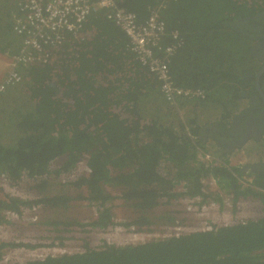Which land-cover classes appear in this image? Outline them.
I'll return each mask as SVG.
<instances>
[{
    "label": "trees",
    "instance_id": "16d2710c",
    "mask_svg": "<svg viewBox=\"0 0 264 264\" xmlns=\"http://www.w3.org/2000/svg\"><path fill=\"white\" fill-rule=\"evenodd\" d=\"M117 1L141 23L153 9L161 8L167 34L176 30L183 42L172 58L174 80L181 87L204 90L206 101H185L188 105L180 112L169 108L157 79L141 67L123 32L103 12L93 11L79 31L63 32L59 45L36 52L39 58L28 71L25 88L0 95V179L7 178L9 186L26 183L39 196L26 203L0 197L1 225L14 224L3 211L23 219L27 207L40 205L52 227L47 231L53 234L46 238L64 245L75 228L113 226L108 205L118 198L130 217L126 226L166 224L176 216L154 215V209L162 198L178 196L176 183L185 182L191 196L216 198L204 191L202 178L216 180L235 201H259L264 212V170L232 166L230 160L243 145L226 150L212 136L229 132L230 121L244 111L239 106L248 104L241 92L256 59L250 40L232 23L254 17L264 8V0ZM10 3L14 10L0 47L10 40L11 29L24 12L15 0ZM6 11L0 9V18ZM4 27L1 19L0 33ZM13 43L8 42L6 50ZM231 102H237L236 108H228ZM215 110L221 112L219 120ZM206 119L211 124L203 122ZM212 128L217 132L209 133ZM207 144L214 148L217 162L199 159L198 152ZM248 174L255 178L244 186ZM55 180H65L66 190L53 192ZM77 202L99 207L89 224L75 218ZM39 245L2 242L0 260L6 248ZM81 247L75 254L63 252L24 264H264V216L165 241L95 247L89 238Z\"/></svg>",
    "mask_w": 264,
    "mask_h": 264
},
{
    "label": "built area",
    "instance_id": "2783aa9c",
    "mask_svg": "<svg viewBox=\"0 0 264 264\" xmlns=\"http://www.w3.org/2000/svg\"><path fill=\"white\" fill-rule=\"evenodd\" d=\"M16 3H18L21 10H24L22 17L15 21V32L19 36V42L15 45V50L8 58H4L0 54V59L7 60L8 66V71L0 74V95L6 94L12 87L25 88L28 84V71L39 58L36 52L42 53L45 48L59 45L63 32L75 33L79 31L92 12L99 10L103 12L108 20H113L115 26L123 32L129 41L130 50L135 54L141 67L148 70L157 79L160 96L169 106L179 111V102H183L187 106L188 104L185 101H206L207 94L204 90L181 87L174 80L171 70L172 58L176 56L183 42L180 33L176 30L167 34V24L159 17L161 8L153 9L146 21L141 23L136 14L120 7L117 0H15ZM249 146L250 143L246 144L245 148ZM200 155L199 158L201 160L210 162L212 150L210 148L207 151L202 150ZM247 166L245 165V167ZM246 176L243 178L244 186H250L252 178H247ZM8 185L9 180L7 178L0 179V188L6 193L25 198V193L18 187L13 188ZM201 185L208 195L218 197L217 200H214L216 198L206 200L201 194L189 195L186 184L175 190L178 193L176 198H162L160 200L158 206L169 207V204L174 202L178 208L176 209L177 211L169 209V211L161 214L154 211L155 215L173 214L176 216V221L174 222L162 226H148L144 229L126 226L125 223L130 222V217L126 214L123 207L124 201L118 198L110 202L108 207L111 208L114 218V206L112 203L117 200L120 201L121 210L125 216L123 219L114 218L115 224L102 230L93 229L89 226L86 228L94 234L109 236L106 238L105 243L113 242L118 247H124L133 246L137 241L143 243L152 240L154 242L165 241L180 235L216 231L221 228L246 224L249 219H254L255 214H264L261 210H258V206L257 208L252 207L251 201L258 205L257 201L251 199H237L235 201L232 196L220 190L217 181L214 179L202 178ZM207 185L208 187H206ZM112 192L114 195L120 196L115 191ZM1 193L5 194L3 191ZM90 206L95 209L94 217L96 218L99 207L94 204ZM23 212L25 217L35 211L27 213L25 210ZM4 213L11 221H14L13 223L22 220L13 211L3 212V215ZM187 213H190L195 220L181 223L180 218L183 219ZM91 221L83 223L89 224ZM6 228L7 226L0 224V243L9 242L4 236ZM40 244V247L36 249H29L23 246H17L13 249L6 248L2 253L0 264H24L38 258L58 257L61 252L69 255L75 254L68 241H65L64 245L52 241L51 243ZM24 254L27 255L21 256Z\"/></svg>",
    "mask_w": 264,
    "mask_h": 264
},
{
    "label": "rangeland",
    "instance_id": "374dc122",
    "mask_svg": "<svg viewBox=\"0 0 264 264\" xmlns=\"http://www.w3.org/2000/svg\"><path fill=\"white\" fill-rule=\"evenodd\" d=\"M10 1L11 0H4L0 6V9L4 8V10H5L7 8L6 14L2 15V17L0 18V20L2 19V21H4V23H5V27L3 28L2 33H0V37L3 33L8 31V28H7L8 20H9L11 12L14 10L13 3H10ZM12 22H14L13 19H12ZM11 30H12V32H11L12 37L10 38V40L8 42L13 40L14 43L9 45L10 46V49H9L10 52L8 50H6L8 42L5 43L3 47H0V54L4 58H8V56L15 50V45L19 42V36L15 32V27L13 26ZM240 36L244 37L242 35H240ZM7 71H8L7 60L0 59V74H2L3 72H7ZM18 90H21V88L20 87H12L9 89L8 93H13V92H16ZM183 105H184L183 102H179L180 108H183ZM215 105H216V107H218L221 110L225 108L224 105H222L221 103H215ZM228 108H230V109L233 108L232 102L229 104ZM244 108H246V105L241 106L240 109H244ZM182 116L185 117V115H182ZM13 117L14 116H11L10 120H12ZM10 124H11V122H10ZM16 125H17V122L15 120V125L13 126L14 131H15ZM10 132H12V131H10ZM11 140H13V137H11ZM251 145H253V146L251 147ZM262 161H264V141L259 143V144H255V142L250 143V146L248 148H243L240 152H238L236 155H234L233 159L230 160V163L232 166H245V165L256 164V163H259ZM246 177L253 179V176L251 174H248ZM254 178H255V176H254ZM64 182H65V180H57V181L55 180L52 183V187H51L53 192H63L64 190H66V187L63 186ZM11 187H13V188L18 187L22 191H30V186L27 185L26 183H23V182H20L17 185L11 186ZM251 200H254V199H251ZM77 203H80V202H77ZM112 204L114 206V210H113V213L115 216L114 218L120 219V220L123 219L125 216L121 210V202L117 200V201H114ZM251 204H252L253 208H257V206H258L253 201H251ZM177 208H178L177 205L174 202L173 203L171 202L169 204V207L164 206V205H160L156 209H154V211L161 214L163 212L169 211V209H171L173 211H177L176 210ZM253 208H251V210H253ZM34 211L35 212L25 216L21 221L15 222L14 224H12L11 226L6 228V230L4 232V236L6 237L7 241L14 242V243H16V242L51 243V241L45 239L46 236L53 234V233L50 234L47 231L48 228H52V227L47 224L48 214L46 213V210L43 207H41V209L37 208ZM73 213H74L75 218H77L78 220H80L82 222H89L95 218L94 217L95 209L93 207H91L90 205H88L86 202H82L79 205H75ZM171 215H173V214H169V216H171ZM254 217H260V215L255 214ZM191 220L194 221L195 219L190 213L185 214L183 219L180 218L181 223L193 222ZM43 222H45V223L43 224ZM162 225H164V224L160 223L157 226H162ZM151 228H156V227H151ZM66 236H68L69 238L66 239L65 241L70 242V246L72 247L73 252L81 251L82 250L81 246L84 243H86L89 238H91L92 244L96 247V246H100V245L104 244L106 242L105 241L106 238L109 237V236L94 234V233H92L91 230H89V229L84 230L80 227L75 228L74 231L68 233ZM52 240H54V239H52ZM137 242H140V241H137ZM39 252H43V251H39ZM62 253L63 252H61L60 254H62ZM26 255L27 254H24L21 256H26ZM38 259H41V258H38Z\"/></svg>",
    "mask_w": 264,
    "mask_h": 264
},
{
    "label": "flooded vegetation",
    "instance_id": "af4514ba",
    "mask_svg": "<svg viewBox=\"0 0 264 264\" xmlns=\"http://www.w3.org/2000/svg\"><path fill=\"white\" fill-rule=\"evenodd\" d=\"M232 27L250 40L252 55L256 60L250 68L252 73L245 75V88L241 92L248 101L247 108L230 121L229 132L222 136L212 135L226 150L241 146L245 141L254 140L255 144H259L258 140H264V8L251 19L234 21ZM237 102L233 108H236ZM211 130L209 133L217 132V129ZM261 167L264 168V161L259 162L254 169Z\"/></svg>",
    "mask_w": 264,
    "mask_h": 264
},
{
    "label": "clouds",
    "instance_id": "9594fccd",
    "mask_svg": "<svg viewBox=\"0 0 264 264\" xmlns=\"http://www.w3.org/2000/svg\"><path fill=\"white\" fill-rule=\"evenodd\" d=\"M162 98V97H161ZM242 98H244V97H242ZM164 101V100H163ZM165 102V101H164ZM166 103V102H165ZM167 104V103H166ZM245 105H246V108H247V103H244ZM169 106V105H168ZM170 108H172V109H174L173 107H171V106H169ZM241 108V105H240V107L238 108V109H240ZM241 111L242 110H244V109H240ZM209 128H211V127H209ZM201 138V137H200ZM201 141L203 142V140H202V138H201ZM259 141V143H261V142H263L264 140H258ZM248 143H254V140H252V141H247V142H245L244 144H242L243 145V147L246 145V144H248ZM208 148H210V150H212V159H211V161L210 162H217L218 161V158H215V154H214V148L212 147V146H210V145H207V149ZM206 149V150H207ZM205 151V150H204ZM198 156L200 157L201 155H200V151L198 152ZM217 157V156H216ZM200 159V158H199ZM201 160V159H200ZM201 161H203V160H201ZM204 162V161H203ZM206 163H208V162H206ZM82 164V163H81ZM80 164V165H81ZM258 165V163H256V164H252V165H248L247 167H245L246 169L248 168L249 170H252L253 172H254V167H256ZM253 181H254V178L252 179V183H253ZM186 183L185 182H178V183H176V186H175V189L177 190L178 188H180L182 185L184 186ZM4 192L5 194H2L1 192ZM22 191V190H21ZM23 193H25V198H28V199H25V198H21V197H16V196H12L11 194H8V193H6L2 188H0V197H2V198H4L5 197V195H7V198H9V199H21L24 203H26L27 201H29V200H36V199H38L39 198V196L37 195V193H36V191L35 190H30V191H22ZM255 201H257V200H255ZM257 203H258V210L260 211L261 210V212H263V210L261 209V203L259 202V201H257ZM41 207L42 206H40V205H34L33 207H27V209H28V212H31V211H34V210H36L37 208H39V209H41ZM25 211V210H24ZM27 211V210H26ZM264 213V212H263ZM154 215H155V213H154ZM260 215V217L261 216H264V214H259ZM255 218H259V217H254V219ZM170 223V222H169ZM1 224V223H0ZM166 224H168V223H166ZM151 226H157V224H154V225H151ZM50 236V235H49ZM45 239L46 240H49V241H54V240H52V239H47L46 237H45ZM31 244H40L39 242L38 243H32L31 242ZM41 245V244H40Z\"/></svg>",
    "mask_w": 264,
    "mask_h": 264
},
{
    "label": "crops",
    "instance_id": "0c3cea01",
    "mask_svg": "<svg viewBox=\"0 0 264 264\" xmlns=\"http://www.w3.org/2000/svg\"><path fill=\"white\" fill-rule=\"evenodd\" d=\"M243 105H245L244 103L243 104H241V106H243ZM215 113H216V115H217V117H218V120H219V117H220V111H215ZM203 122H206V124H211V121L209 120V119H206L205 121H203ZM207 145H209V144H207ZM246 146V145H245ZM245 146L243 147L242 146V148H241V150L243 149V148H245ZM240 150V151H241ZM240 151H238V152H240Z\"/></svg>",
    "mask_w": 264,
    "mask_h": 264
},
{
    "label": "water",
    "instance_id": "95a60500",
    "mask_svg": "<svg viewBox=\"0 0 264 264\" xmlns=\"http://www.w3.org/2000/svg\"><path fill=\"white\" fill-rule=\"evenodd\" d=\"M261 169H263L264 170V168L263 167H261ZM26 210H27V213H28V209L26 208Z\"/></svg>",
    "mask_w": 264,
    "mask_h": 264
},
{
    "label": "bare ground",
    "instance_id": "6f19581e",
    "mask_svg": "<svg viewBox=\"0 0 264 264\" xmlns=\"http://www.w3.org/2000/svg\"><path fill=\"white\" fill-rule=\"evenodd\" d=\"M207 187H208V185H207ZM137 243V242H136Z\"/></svg>",
    "mask_w": 264,
    "mask_h": 264
}]
</instances>
